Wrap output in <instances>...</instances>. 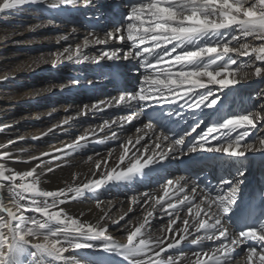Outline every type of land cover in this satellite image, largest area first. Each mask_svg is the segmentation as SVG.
<instances>
[{"label":"snow or ice","instance_id":"snow-or-ice-1","mask_svg":"<svg viewBox=\"0 0 264 264\" xmlns=\"http://www.w3.org/2000/svg\"><path fill=\"white\" fill-rule=\"evenodd\" d=\"M29 4L43 5L58 13L62 6L69 5L91 11L98 6V0H2L0 13L14 12ZM126 11L122 26L106 32L103 38L95 31L88 32L75 48L68 45L54 53L51 64L55 68L65 60L76 64L135 61L142 69L137 85L132 90L119 91L116 96L83 105L75 117H66L59 125H53L33 139H42L57 127L63 128L82 116L105 113L113 108L126 110L127 114L105 120L99 126V133L106 128H123L139 120L143 112L153 111L158 106L179 104L194 112L201 108L215 112L219 97L211 86L231 89L251 77L264 79V0H131ZM54 22L55 16L48 21L49 24ZM41 26L34 25L29 31ZM68 39L60 37L63 41ZM110 41H119L126 47H112ZM93 45L103 46L99 54L84 55V49ZM233 54L248 57L252 63H239ZM92 83L89 81L90 85ZM78 84L79 78H73L69 85L60 84L58 88L64 91ZM52 87L57 86L44 91L51 92ZM256 96L264 97V90ZM259 122H264V105L243 114H217L187 152H216L233 161L246 159L249 153L264 155V136H258L254 142L247 140ZM158 126L150 122L137 128L135 140L129 138L120 145L122 151L115 167H108V159L97 160L91 178L74 186L55 190L40 187L41 174L37 169L44 164L43 158L52 153L32 157L40 159L41 164L24 172L0 163V194L5 189L13 194L12 207L0 202V213L6 214L0 215V264H77L66 253L70 249L94 247L89 241H100L105 252L117 253L127 264H185L186 261L188 264H232L237 246L249 240L262 246L259 250L248 247L243 264H264V221L258 228L255 224H246L238 234L225 223L230 219L229 213L243 183L239 178L246 174L241 169H237L235 179L221 178L215 186V195L212 189L201 188L194 181L190 183L185 176L168 179L162 185L163 195L158 197L151 192L141 193L143 216L130 227L126 225L124 242H117L108 234V225L124 221L133 207L118 219H112L110 212L105 211L96 225L67 215L61 205L70 200L98 194L111 184L131 183L169 156L187 154L184 144L190 132L177 137L170 131L157 133ZM98 132L92 130L78 136L73 144L56 151H63L66 159L69 152L87 147L89 141L103 144L106 139L117 136L112 132L110 137L95 140ZM20 139L0 144V161L15 158V153L3 149ZM147 140L152 143L148 144ZM108 155L110 158L112 151ZM55 159L53 155V161ZM101 167L104 171H100ZM54 170L46 169L48 173ZM130 202L132 205L141 203L136 197L130 198ZM101 205L97 199V207ZM157 208L162 213L161 219L167 217V224L161 226L160 237L151 238L149 233ZM185 209L186 214L182 215ZM191 237H194L191 245L200 251L189 256L185 245ZM205 242L210 244L206 250Z\"/></svg>","mask_w":264,"mask_h":264},{"label":"bare ground","instance_id":"bare-ground-1","mask_svg":"<svg viewBox=\"0 0 264 264\" xmlns=\"http://www.w3.org/2000/svg\"><path fill=\"white\" fill-rule=\"evenodd\" d=\"M130 1L98 0V6L91 11L69 5L62 6V11L53 13L43 5L29 4L14 12L0 13V144H7L9 140L22 138L20 142L3 149L15 153V158L7 162L0 161V163H5L8 168L18 172H24L41 164L40 159H31L32 157H39L41 153H52L56 159L53 161V155L44 157V164L37 169V172L41 174L40 187L43 190H55L70 185L74 186L77 182L91 178L92 173L96 170L97 160L108 159V167H115L122 151L120 145L129 138L135 140L136 129L143 128L145 124L156 123L160 125L156 129L157 133L170 131L177 137L188 131L190 135L185 140L188 141L184 151L187 153L186 155L180 156L177 153L169 156L165 161L159 162V165L147 175L137 176L131 183L111 184L99 191L98 194L75 198L61 207L65 209L68 216L93 225L99 222V218L105 211L110 212L112 219H118L120 215L128 212L129 207H133L134 210L128 213L124 221L108 225V234L117 242H124L127 236V232L124 231L126 225L130 227L131 223L138 222L143 216L140 194L151 192L157 197L163 195L162 185L168 179L180 176L187 177L190 183L193 181L197 183L195 178L197 166L200 164V158H205L211 160V164L204 163L206 165L205 172L215 173L219 179L237 178V169L246 172L243 177L239 178L243 183L237 194L236 203L229 213L230 219L225 221L238 234L240 230L237 229V225L233 221V214L236 212L234 206L240 205L251 193L253 184L261 188V193L264 196V161L259 160L264 158V155L258 152L249 153L246 159L233 161L226 160V156L221 153L206 151L188 153L187 150L206 131L217 114H243L254 109L259 110L261 105H264V97H261L262 99L257 103L253 100L252 94L256 90H264V79L251 77L231 89L220 90L218 85L211 86L219 97V106L215 112L206 108L194 112L187 108H181L179 104L158 106V110L149 114L146 111L143 112L139 120L133 121L123 128H106L104 132L99 133V126L105 120L111 121L120 115L127 114L126 110L113 108L105 113L82 116L63 128L57 127L42 139H33V137L42 136L53 125H59L66 117H75L82 110L83 105H91L93 102L116 96L122 89H119L115 84L124 83L123 90L134 88L129 87L127 83L135 82L137 85L138 79L133 80L132 71L141 73L142 69H139L135 61H104L100 64L86 61L76 64L65 60L58 63L55 68L51 64L54 53L62 51L68 45L75 48V45L81 43L88 32L95 31L103 38L106 32L122 26L127 15L126 7L131 3ZM120 12L124 15H120ZM54 16L55 22L49 24L48 21ZM84 16L88 19L87 24L71 23L73 19L84 18ZM110 16L112 17L110 18ZM34 25L42 26L34 31H29ZM73 29L76 31L73 32ZM62 36H67L69 39L67 41L60 40ZM110 46L126 47L119 41H110ZM102 47V45L90 46L84 49V55L96 56ZM233 58L242 64L252 63L248 57H238L233 54ZM245 70L251 71V69ZM116 71H119L123 76ZM73 78H79L78 85H70L64 91L59 90L60 84L69 85ZM89 81L93 83L90 85ZM100 84H104L106 87L102 96L98 98L85 97L84 93H90L91 87L94 88ZM52 85L57 87H52L51 92L44 91ZM164 111L166 112L165 117L162 115ZM169 113L172 114L169 115ZM149 117H153V119L150 120ZM92 130L98 132L95 140L110 137L112 132H116L117 136L116 139H106L103 144L89 141L87 147L69 152L66 159L63 151H56L64 149L66 145L73 144L78 136L86 135ZM258 136H264V122H259L257 127L251 130L247 140L254 142ZM146 142L152 143L151 140ZM139 147L143 152L142 145ZM109 151H112L110 158ZM188 159H194V161L184 163ZM172 160L176 161L171 162ZM174 165L177 167H172ZM49 167L55 170L48 173L46 169ZM254 168L259 175L254 174ZM259 170L261 171L259 172ZM100 171H104L103 167ZM74 177L77 179L74 180ZM132 197H136L141 203L132 205L130 202ZM12 199L13 194L6 189L0 194V202L6 207H12ZM97 199L102 202L99 208ZM26 214L31 216V213ZM184 214H186V209L182 215ZM0 215L6 216L5 213H0ZM161 216L162 213L157 208L149 233L151 238H157L163 234L161 226L167 224V217L164 216L161 219ZM193 238H189V242L185 245V252L189 256L192 252L200 251V248L191 245L190 240ZM89 243L94 247L79 250L70 249L66 255L72 257L77 264H127L123 257L117 253L105 252L100 241H89ZM209 246V242H205V250ZM250 246L259 250L262 245L251 240L238 245L232 264H243L247 248ZM185 264L188 262L186 261Z\"/></svg>","mask_w":264,"mask_h":264},{"label":"rangeland","instance_id":"rangeland-1","mask_svg":"<svg viewBox=\"0 0 264 264\" xmlns=\"http://www.w3.org/2000/svg\"><path fill=\"white\" fill-rule=\"evenodd\" d=\"M107 12V11H106ZM120 15H124L122 12H120ZM109 17V16H108ZM112 16H110V18H111ZM88 21V19L86 18V16H84V18H82V17H77V18H75V19H73L72 21H71V23H79V24H87L86 22ZM68 23V22H67ZM75 26H79V25H75ZM103 31V30H102ZM249 42H252V41H250L249 40ZM119 75H121V76H123L122 74H120L119 73V71H116ZM140 72H138V71H132V76L131 77H133V80L134 79H138L139 80V78L137 77L138 76V74H139ZM47 74V73H46ZM141 74V73H140ZM115 84V83H114ZM128 84V86L130 87H135L136 85H135V82L134 83H132V82H130V83H127ZM116 85V84H115ZM108 87V86H107ZM105 89H106V87H104V84H100V85H98V86H96V87H91V92L89 93V92H87V93H84V95H85V97H89V98H92V96H94L95 98H98L99 96H102L104 93H105ZM119 91V90H118ZM260 91H262V90H256L255 91V93L254 94H252V96H253V100L254 101H256L257 103L262 99L261 97H257L256 96V94L258 93V92H260ZM146 121V120H145ZM71 133V132H70ZM228 158L226 157V160H227ZM259 160H263L264 161V158H261V159H259ZM176 160H172L171 162H175ZM227 162V161H226ZM256 166H257V164H256ZM172 167H177V166H172ZM264 170V169H263ZM257 170H256V168H254V174H257V175H259L257 172H256ZM261 170H259V172H260ZM112 188H114V187H112ZM111 188V189H112ZM31 215H35L34 213H31ZM117 234V233H116ZM118 235V234H117Z\"/></svg>","mask_w":264,"mask_h":264}]
</instances>
